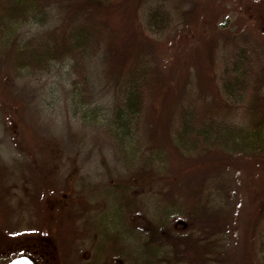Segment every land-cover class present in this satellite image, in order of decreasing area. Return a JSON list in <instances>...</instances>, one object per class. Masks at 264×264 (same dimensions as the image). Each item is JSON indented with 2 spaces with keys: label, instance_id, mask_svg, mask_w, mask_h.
<instances>
[{
  "label": "rangeland",
  "instance_id": "374dc122",
  "mask_svg": "<svg viewBox=\"0 0 264 264\" xmlns=\"http://www.w3.org/2000/svg\"><path fill=\"white\" fill-rule=\"evenodd\" d=\"M80 1L85 3L80 11L88 13L87 21L101 29L89 56L58 58L52 66L58 64L59 70L36 69L28 75V71H18L16 55L0 47V258L9 261L31 254L40 264H191V254L183 255L181 260L179 250L169 247L171 244L163 248L160 239L154 243L148 240L149 232L146 239L131 227L148 225V220L161 222L166 218L167 203L159 198L157 186H149L152 182L146 176H134L139 180L130 176L136 169L133 164L145 171L140 158L142 153L148 154L150 124L147 122L134 136L140 153L133 163L128 162V154L121 152L116 141L111 117L121 99L114 77L108 79L106 75L107 41L110 46L119 45L118 50L135 33L136 40L153 45L155 55L149 60L155 67V82H172L167 86L175 89L170 98L174 104L184 85L190 87L188 79L197 85L193 63L198 58L191 50L184 54L185 73L177 74L168 61L179 57L170 50L167 38L195 20L198 26L205 24L208 28L205 41L214 49L218 77L226 63H232L245 50L256 72L252 81L264 91V0H105L106 11ZM41 3L49 13L48 22L45 26L32 20L23 23L19 29L23 38L61 34L62 28L68 32L75 24L76 17L70 10H56L55 0ZM158 8L170 14L171 22L162 32L151 30L149 25L151 11ZM130 10L133 14L129 21L135 10L139 14L137 29L135 24L132 30L126 25ZM75 16L78 19V14ZM220 25L226 26L224 32L218 29ZM197 38L192 35L191 43L183 42L180 48L195 47ZM107 55L110 57L109 51ZM76 61L86 67L90 84L73 70ZM197 91L193 89L192 95ZM76 95L79 106L75 111L72 98ZM165 95H152L146 107L145 115L156 129L161 123L167 126L165 102H160ZM210 98L208 95L206 100ZM237 104L229 100V105ZM96 107L99 112H92ZM241 112L235 111L238 123L250 127L248 117ZM261 136L259 130L245 141L258 147ZM159 143L160 147L167 146V153L169 150L166 166L176 185L183 184L182 177L187 175L182 172L186 169H199L197 165L189 166V161H206L210 176L217 170L223 173L221 187L226 188L215 197L213 213L229 217L231 232L226 234L221 252L210 255L209 264H264V151L256 148V152L231 158L203 147L184 158L173 151L168 139L160 137ZM174 165L175 174L171 170ZM35 174L38 181L31 178ZM126 183L131 187H117ZM170 185H163L165 192L175 191ZM176 217L184 219L186 214L167 217L172 218L167 228L173 226Z\"/></svg>",
  "mask_w": 264,
  "mask_h": 264
},
{
  "label": "trees",
  "instance_id": "16d2710c",
  "mask_svg": "<svg viewBox=\"0 0 264 264\" xmlns=\"http://www.w3.org/2000/svg\"><path fill=\"white\" fill-rule=\"evenodd\" d=\"M41 1L43 2V0ZM41 1L0 0V47L1 49L4 48L5 52L9 51V54H15L18 71L21 73L28 71V75L36 69H51L52 64L54 65L58 58L69 57V55H75L79 58L89 56V53L95 49L96 39L101 36V29L87 21L88 13L85 14L84 11H80L81 6L85 4L84 2L72 0L74 2L71 5H66L65 2L70 4L71 0H55L56 10L62 9L63 12L64 9H68L72 12L71 16L76 17V22L71 26L72 28L68 32L62 28L61 34L57 35L52 32L41 38H23L19 30L23 23L32 20L39 26H45L49 20V13L41 5ZM104 1L86 0L85 2L106 11L108 6H104ZM127 9L129 10V6ZM76 14H78V19ZM132 14L133 12L130 10L127 16L129 25L125 21L131 30L132 24H135L133 27L137 29V23L140 22L136 10L134 11V18L129 21L128 17ZM149 20L150 29L155 32H162L166 23L171 22L170 14L159 8L151 11ZM194 21L184 26V29L176 30L167 38L170 41V50H175L179 57L177 60L168 61L177 74L178 71L185 73L184 54L191 50L198 58V61L193 63L199 78L197 85L195 82H189L190 79H188L186 82L190 83V87L187 88L188 86L184 85L174 104L170 102V98L175 89L167 86L168 83L172 82L170 80L168 82L167 80L155 82V67L150 64L151 61L149 60L151 56L155 55L153 45H144L139 39L136 40L135 33H132L134 36L132 40L124 48L121 47L118 50L116 48L119 45L114 46L112 44L110 46L109 41H107L108 51L111 55L107 57V51L105 61L109 65L107 66L109 74L106 73V75L108 79L114 77L115 86H117L121 99V105L115 109L111 117L113 132L121 152L128 154L129 163H133L140 153V149L133 140L134 136L147 122L150 124L148 126L150 127V146L146 151L148 154L142 153L143 157L140 158V161L144 163L142 167L145 171L137 170L136 164H133L131 166H135L134 169H136L130 172V176L132 178L137 174L146 176L147 180L152 182L147 181L151 183L149 186H157L159 198H164V202L167 203L164 216L166 218H162L161 222L153 223L148 220V225L133 226L131 224V227L137 231V234L146 239L149 232L151 237L148 240L154 243L160 239V246L163 248L174 246L179 250L181 260L184 258L183 255L191 254L193 256V261H190L191 264H209L212 261L210 255L217 256L221 252L224 247L223 240L225 242L226 234L231 232L229 217L225 214L213 213L216 208H214L217 200L215 197L223 191L222 188H226L221 187L223 184L220 179L223 173L221 170H217L213 176H210L208 166L204 164L206 161L199 160L198 163L189 161V166L197 165L199 169L197 170L196 167L195 169H186L187 171L182 173L187 176L185 178L181 176L183 184L176 185L174 179L172 180L169 167L166 166L168 163L165 159L167 156L170 158L169 150L167 153L165 151L168 149L167 146L160 147L159 138L168 139L173 151L184 158L193 156L192 152H197L203 147L209 150L207 152L220 151L224 156L227 155L231 158L237 157L239 154L246 155L258 150L264 151V91L259 85L255 86L252 81L256 72L253 65L250 64L245 50L232 63H226L219 78L216 72L217 63L215 62L214 49L210 43L205 41V32L208 28L205 24L198 26ZM221 27L218 29L224 32L223 28L226 26L222 25ZM192 35L198 37V44L192 48H180L183 42L189 40L191 43ZM140 36H143V33ZM116 51L119 55L116 54ZM53 68L57 70L58 64ZM85 69L86 67L78 61L73 65V70L81 73V80L90 84L91 77L86 74ZM154 87L155 90H153ZM194 87L198 91L193 96ZM189 90L192 91L189 93ZM157 94H166L160 102L161 104L163 100L165 102L163 110L167 115V126L161 123L162 127L158 126L156 129L155 123L149 121L145 112L149 99L152 95ZM208 95L212 97L210 101L206 100ZM76 98L79 96L76 95L72 98L75 111L79 106L77 103L79 99L75 100ZM232 99L239 105H229V100ZM178 100L179 102H177ZM237 109H242L240 115L248 117L250 127L238 123V114H235ZM91 110H93L92 112H96V110L97 113L99 112L97 107ZM172 124L174 127L171 126ZM259 130L262 132V136L257 143L258 147L256 144L249 145L246 143L245 140L251 138ZM238 151L240 152L238 153ZM207 152L196 153V156H202ZM235 152L237 154H234ZM145 158L147 160H144ZM141 162L138 164L140 165ZM126 166L128 167V165ZM213 166H219V164ZM171 170L175 174V165L171 167ZM31 178L34 179L33 181L39 180L38 175L31 176ZM134 179L139 180V177H134ZM167 182L172 184L170 186L175 191H164L166 189L163 185ZM128 184L126 183V186L118 184L117 187L123 186L124 189H127L131 187V184ZM145 184L147 185L146 182ZM138 185L140 184L138 183ZM72 186L74 185L72 184ZM133 200L135 199H132V202ZM181 212H185L186 218L178 219L176 217L177 220H172L174 223L171 225L173 226L167 228V224L172 219H167V217L173 214L178 216ZM131 219L133 217H130ZM166 243L171 245L167 247ZM26 255L40 264L37 257L31 254Z\"/></svg>",
  "mask_w": 264,
  "mask_h": 264
},
{
  "label": "water",
  "instance_id": "95a60500",
  "mask_svg": "<svg viewBox=\"0 0 264 264\" xmlns=\"http://www.w3.org/2000/svg\"><path fill=\"white\" fill-rule=\"evenodd\" d=\"M7 264H36V262L27 255H20V256L13 258Z\"/></svg>",
  "mask_w": 264,
  "mask_h": 264
},
{
  "label": "flooded vegetation",
  "instance_id": "af4514ba",
  "mask_svg": "<svg viewBox=\"0 0 264 264\" xmlns=\"http://www.w3.org/2000/svg\"><path fill=\"white\" fill-rule=\"evenodd\" d=\"M0 260H1L0 264H2V263H3V264H7V263H8L9 261H11L12 259L9 260V261H6V258H5V257H1ZM33 260H34V259H33ZM34 261H35V260H34ZM35 262H36V261H35ZM36 264H38V263L36 262Z\"/></svg>",
  "mask_w": 264,
  "mask_h": 264
}]
</instances>
